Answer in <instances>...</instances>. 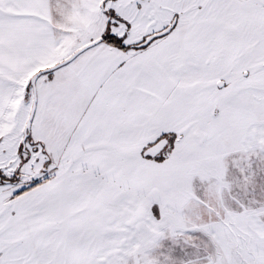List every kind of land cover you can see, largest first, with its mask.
I'll list each match as a JSON object with an SVG mask.
<instances>
[{
	"label": "snow or ice",
	"instance_id": "6c2138e0",
	"mask_svg": "<svg viewBox=\"0 0 264 264\" xmlns=\"http://www.w3.org/2000/svg\"><path fill=\"white\" fill-rule=\"evenodd\" d=\"M0 264H264V0H0Z\"/></svg>",
	"mask_w": 264,
	"mask_h": 264
}]
</instances>
